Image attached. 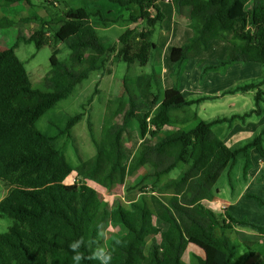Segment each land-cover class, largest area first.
<instances>
[{
    "label": "trees",
    "instance_id": "16d2710c",
    "mask_svg": "<svg viewBox=\"0 0 264 264\" xmlns=\"http://www.w3.org/2000/svg\"><path fill=\"white\" fill-rule=\"evenodd\" d=\"M130 12L121 19L128 24L142 21L141 28H127L118 38V47H106L101 41L92 13L85 6H68L63 19L55 28L52 22L39 20L40 27L30 37L20 35L11 47L0 48V180L10 188L0 200V217L12 220L9 228L0 233V264H72L69 244L83 236L96 238L97 225L108 230L100 242L113 250L111 264H233L234 243L227 234L236 225L251 227L264 238V225L238 220L229 211L218 213L204 204L214 197V186L224 170L233 164L240 152L251 146L264 155V130L240 149H231L214 132L220 122L245 119L262 111V92L256 94V108L244 115L201 120L194 127L180 126L173 111L198 100H187L177 83L163 92L153 94L152 110L144 101L129 92L126 101L109 109L105 115L102 139L94 156L72 165L56 145V135H47L38 120L60 100L67 98L74 88L99 69L98 62L108 53L116 52L118 60L128 64L149 63L157 47L153 36L164 21L161 2L165 0H108ZM176 9H188L193 35L182 46H173L170 59L173 76L177 78L184 63L208 49L216 39L230 43L222 65L234 62L264 64V0H172ZM29 0H0V6L25 3ZM238 4H245L244 13L233 14ZM100 10V9H99ZM107 18L102 9L97 12ZM110 18V17H108ZM107 21L104 26H107ZM15 21L0 15V28H8ZM48 35V36H47ZM34 42L38 49L52 44L51 69L44 77L43 87H35L25 63L16 53L18 41ZM70 49L67 59L58 55V43ZM109 73V72H108ZM153 75H145L142 88L150 91ZM264 83L249 84L236 91L260 87ZM160 97V98H159ZM160 100V101H159ZM142 109L145 112L142 113ZM118 124L115 119L121 116ZM79 113L70 118L63 132H70L81 120ZM142 139L128 168L126 142L132 137V121ZM179 126L164 129L165 126ZM184 166L175 177H167L178 165ZM146 169L136 186L150 190L129 204L122 201L110 208L99 195V189L112 191L124 185L128 176ZM149 193L169 195L165 202H157L160 218L166 229L156 225V210ZM153 195V194H152ZM155 196V195H153ZM247 197H251L246 193ZM155 198V197H154ZM260 205L264 201L256 197ZM152 242L147 250V238ZM122 243L116 245L115 241ZM203 251L194 263L184 260L189 245ZM87 256L88 249H82ZM264 264V242L260 248ZM81 264H98L84 260Z\"/></svg>",
    "mask_w": 264,
    "mask_h": 264
},
{
    "label": "rangeland",
    "instance_id": "374dc122",
    "mask_svg": "<svg viewBox=\"0 0 264 264\" xmlns=\"http://www.w3.org/2000/svg\"><path fill=\"white\" fill-rule=\"evenodd\" d=\"M29 2L0 6V15H6L15 21L12 27L0 28V48L11 47L20 35L30 37L39 29L40 19L52 22L53 26L57 28L59 26L57 22L63 19V12L67 10L68 6H85L89 9L92 13V22L97 26L98 35L104 45L106 47L113 45L118 47V38L128 26V22L121 19L115 23H111L107 19L113 20L117 18L118 20L121 18V15L127 17L130 12H139L138 7L135 5L127 11L126 8L116 6L108 0H29ZM99 9H102L107 18L101 19L97 15V12L100 11ZM106 21L108 25L104 26L103 24ZM163 22L153 36V40L158 46H160V39H162ZM137 25L138 28L143 26L140 23ZM164 38L166 39V36ZM57 46L61 49L58 57L61 60L67 59L70 49L66 43L61 42ZM158 46L153 50L149 63L143 66L128 64L124 61L117 62L118 57L116 52L106 54L104 59L98 62L99 69L97 71L92 72L88 78L74 88L67 98L60 100L38 120L37 126L42 132L47 135L57 136L55 140L56 145L65 153L72 165H77L80 160L90 158L96 154L97 144L102 139L105 115L109 109L115 110L119 108V100L126 101L129 98V92L137 96L139 101H143L142 96H139V91L137 92L139 90L138 76L140 74L153 75L151 80L153 87L150 90L154 93L161 92L162 84L160 79L152 70L154 68L157 73L160 72L159 57L161 49ZM53 49L54 45L52 44L38 49L34 42H25L23 39L18 41L16 53L25 63L35 87L42 88L44 86V77L51 69L50 57ZM111 71L112 73H110ZM147 105L149 107L152 103L148 101ZM144 112L145 109H142V113ZM79 113L83 114L81 120L73 126L70 132H63L62 129L65 128L67 121ZM121 118L122 115L115 119L118 124L121 122ZM136 126V120L132 121V126L130 127V129L133 128L132 137L125 144L129 169L134 165L133 156L140 143ZM183 166L180 163L167 177H175L182 170ZM145 171L146 169H141L128 176L124 185L117 186L112 191L99 189L100 197L108 203L110 208L116 206L121 201L129 204L144 193L145 190V193H148V190H150V187L146 189L144 185L136 186ZM242 175L243 158L239 159L234 167L226 169L223 172L219 180L221 202L214 200V202H208V204L216 207L215 211L218 213L225 214V212L229 211L238 220H248L259 225H264V206L260 205L256 198H261L264 201V183L255 180L252 185H249L250 188L248 189V193L252 196H246L243 200L239 201L237 196L243 187H245V180ZM9 188L10 186L6 181L0 180V200L7 194ZM231 188L234 189L235 195H231ZM152 194L149 193L147 195L151 198L154 210H156L154 221L156 225L166 228L167 223L163 222L160 218L161 209L157 206V202H165L169 195ZM224 200L230 203V210H228V203ZM11 224L12 220L10 218L0 217V233L6 231ZM106 229L107 233L108 230L112 231L109 222L106 225ZM227 234L234 243L233 264L261 263L260 248L264 239L259 237L255 230H252L251 227L236 225L233 230H228ZM147 242L148 250L152 242V236L147 238ZM201 256H203V251L196 246L190 245L184 256V260L187 263H194V259Z\"/></svg>",
    "mask_w": 264,
    "mask_h": 264
},
{
    "label": "crops",
    "instance_id": "0c3cea01",
    "mask_svg": "<svg viewBox=\"0 0 264 264\" xmlns=\"http://www.w3.org/2000/svg\"><path fill=\"white\" fill-rule=\"evenodd\" d=\"M160 4L165 14L164 29L161 31L162 39H160V46L157 45L161 49L159 57L160 72L157 73L154 68L152 70L159 77L162 90L161 92H155V94L159 96L160 94L163 95L165 90L177 83L187 100L202 99L199 102L173 111V118H177L178 123L181 124L180 126L191 128L201 120L212 121L218 118H231L249 113L256 108V94L261 90L263 98L261 113H253L245 119L235 118L231 122H220L213 126L214 132L231 149H240L249 145L264 130V84L248 90L236 91V88L252 83L255 85L264 83V64L259 62H234L222 65L221 62L227 58L230 43L222 39H216L209 45L208 49L201 51L197 56L184 63L176 82V77L173 76V63L170 59V50L173 46H182L189 41L193 35L192 24L196 22L190 18L188 9L178 11L172 0H165ZM245 8V4H238L233 14L244 13ZM139 23L143 24L142 21H139ZM137 24H128L126 29L137 27ZM164 36H166V39ZM145 75L150 74L143 73L139 75L140 77L138 76L139 90L137 92L139 91V96H142L144 102L148 103L150 101L152 103L149 108L154 110L158 105V103H153L155 98L153 96L154 92L142 89V80ZM149 85L151 89L153 87L151 82ZM177 127L179 126L168 125L164 129H175ZM139 140L140 145L142 139L140 138ZM242 158V176L245 180V187H243L237 196L239 201L246 197V193H248V189L250 188L249 185H252L255 180L264 183V155H261L254 146L249 147L245 152H240L233 164L226 169L234 167L239 159ZM220 178L214 186V197L211 200H204V204L213 209L216 207L210 206L208 202L212 203L214 200L221 202ZM233 190L231 188V195H235ZM224 201L227 202V200ZM227 203L229 205L228 210H230V203Z\"/></svg>",
    "mask_w": 264,
    "mask_h": 264
},
{
    "label": "clouds",
    "instance_id": "9594fccd",
    "mask_svg": "<svg viewBox=\"0 0 264 264\" xmlns=\"http://www.w3.org/2000/svg\"><path fill=\"white\" fill-rule=\"evenodd\" d=\"M107 229L103 225H97L96 238L93 240H85L83 236L73 240L69 244V249L72 253V264H81L84 260H94L98 264H111L113 258V250L101 244V240L106 238ZM122 241L116 240L115 244L120 245ZM88 249V255L82 249Z\"/></svg>",
    "mask_w": 264,
    "mask_h": 264
}]
</instances>
